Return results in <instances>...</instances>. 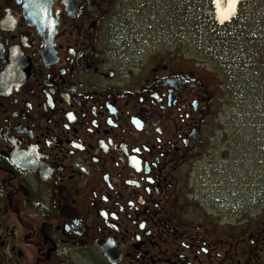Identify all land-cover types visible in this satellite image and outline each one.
Returning <instances> with one entry per match:
<instances>
[{
	"label": "flooded vegetation",
	"instance_id": "flooded-vegetation-1",
	"mask_svg": "<svg viewBox=\"0 0 264 264\" xmlns=\"http://www.w3.org/2000/svg\"><path fill=\"white\" fill-rule=\"evenodd\" d=\"M121 5L0 0V264H264V212L194 196L228 152L220 102L245 71L264 93V39L227 65L144 59Z\"/></svg>",
	"mask_w": 264,
	"mask_h": 264
},
{
	"label": "rangeland",
	"instance_id": "rangeland-1",
	"mask_svg": "<svg viewBox=\"0 0 264 264\" xmlns=\"http://www.w3.org/2000/svg\"><path fill=\"white\" fill-rule=\"evenodd\" d=\"M241 3L235 14L236 17L231 20L233 24L230 33L238 36L236 30L239 32L242 26H245L244 40L247 37L255 40L264 39V0H249ZM177 6L181 7L183 14L181 18H178L180 17L178 15L173 16L166 7V2L161 0H122L119 12L121 24L116 36L118 46L126 45L130 52H135L144 59L152 54L167 53L172 60L177 58L189 68H195L200 62L209 65L211 55L206 52L208 54L206 56L202 49L206 48L212 52L216 39H220V34L212 37L213 39L197 40L194 37L190 39L184 29V21L187 19L184 14L188 12L191 14L192 25H195L196 20L199 28L200 23L203 22V17L199 16V13H204L206 28L210 30L212 23L207 18L208 0H185L178 2ZM213 15L220 26L214 11ZM215 33L217 32L214 30ZM206 35L208 36L209 33ZM224 53L223 55L217 51L212 58H218V63L231 62L228 50H224ZM259 61L260 59L257 58L258 65ZM251 72L253 71H245L244 76L241 75V80L248 82L250 91L241 93L235 100L224 98L225 100L219 104L222 115L219 116L216 128L219 129L218 138H229L228 152L223 156V160L217 157L216 161L221 163L216 165L218 169L204 175L205 185L194 194L197 206L203 200L204 207L209 213H212L213 202L221 199L219 195L222 193L227 200L235 199L236 204H248L252 214L264 212V93L261 89V76L254 73L251 75ZM250 75L251 80H249ZM200 208L203 210V206Z\"/></svg>",
	"mask_w": 264,
	"mask_h": 264
},
{
	"label": "trees",
	"instance_id": "trees-1",
	"mask_svg": "<svg viewBox=\"0 0 264 264\" xmlns=\"http://www.w3.org/2000/svg\"><path fill=\"white\" fill-rule=\"evenodd\" d=\"M163 1L166 2V7L172 12L173 16L174 15L175 16L178 15V16H180L178 18H181V16L183 15L181 13L182 12L181 7L180 6L176 7V5H177L178 2L185 1V0H161V2H163ZM240 5H242V3ZM240 5H239V7H240ZM208 9H209V16H207V18H209L211 20V23H212V25L210 27V30H208L206 28V22L204 20V18H205L204 13H202V14L199 13V16L203 17V20H202L203 22H202V24L200 23V28L198 27L199 26L198 25V21H196V20L194 21L196 26L192 25L193 24L191 22L192 18L190 17L191 14H189L188 12H186L184 14V17L187 18L184 21V27H185L184 29L186 30V33L189 34L190 37L189 36L188 37L190 39H193V37L196 38L197 40H199V39H204V40L205 39H213L212 37H214L217 34H220L219 35L220 39H216L217 42H216V44H215V46L213 48V51H212L213 53L208 51L206 48H204V49H202L203 50V54H205L206 56L208 54H210L211 56L209 58H210V60H213L212 56L215 55V53L217 51H218V53L220 52L223 55L226 53V52L224 53V50H226V51L228 50V53H229L230 52L229 49L232 48V45H231L232 43L235 46H238V45L241 46V47L244 46L246 50L249 49V53L251 52V55L252 54H258L259 48L261 47V43H262L260 38L259 39L257 38L255 40L254 38L247 37V38H245L246 40H244L243 33L245 32V30H244L245 26H242L243 28H241V30L239 32H237L238 30H236V33H239L238 36L235 35V34H231L230 33L232 31L231 30V24H233L232 21L229 22V23H226L224 25H220L219 26L217 24V22L214 20V18H213L214 9H213V5H212V0H208ZM197 15H195L196 18H197ZM195 17H194V19H196ZM179 22L182 24L181 20ZM186 25H188V27H186ZM214 30L217 33L214 34ZM207 33H209L208 36L206 35ZM240 38H242L244 41L240 40ZM221 47H223V48H221ZM214 49H216V50L214 51ZM206 52H208V54H206ZM228 56H229V54H228ZM226 57H227V55H226ZM203 58H204V56H203ZM205 59H207V58L205 57ZM231 63H233V62H231ZM243 63L244 62H238V65H243ZM248 63H250V65L252 67L251 69H253V67H254L253 65L256 63V60H250ZM227 64H230V62H227L225 65H227ZM250 80H251V77H250Z\"/></svg>",
	"mask_w": 264,
	"mask_h": 264
},
{
	"label": "bare ground",
	"instance_id": "bare-ground-1",
	"mask_svg": "<svg viewBox=\"0 0 264 264\" xmlns=\"http://www.w3.org/2000/svg\"><path fill=\"white\" fill-rule=\"evenodd\" d=\"M243 1L249 0H214L215 16L219 24L223 25L230 22Z\"/></svg>",
	"mask_w": 264,
	"mask_h": 264
},
{
	"label": "water",
	"instance_id": "water-1",
	"mask_svg": "<svg viewBox=\"0 0 264 264\" xmlns=\"http://www.w3.org/2000/svg\"><path fill=\"white\" fill-rule=\"evenodd\" d=\"M213 4H214V0H213ZM215 13H216V10H215Z\"/></svg>",
	"mask_w": 264,
	"mask_h": 264
}]
</instances>
